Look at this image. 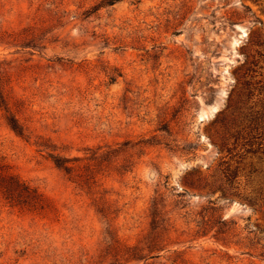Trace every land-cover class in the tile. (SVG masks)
<instances>
[{"label": "rangeland", "instance_id": "rangeland-1", "mask_svg": "<svg viewBox=\"0 0 264 264\" xmlns=\"http://www.w3.org/2000/svg\"><path fill=\"white\" fill-rule=\"evenodd\" d=\"M0 72V162L56 208L0 203V264H264V0H0Z\"/></svg>", "mask_w": 264, "mask_h": 264}, {"label": "trees", "instance_id": "trees-1", "mask_svg": "<svg viewBox=\"0 0 264 264\" xmlns=\"http://www.w3.org/2000/svg\"><path fill=\"white\" fill-rule=\"evenodd\" d=\"M111 4V3H110ZM0 72V106L6 112H9L6 117L7 124L19 136L24 135V127L19 120L10 113L8 102L3 94L2 79ZM127 143H124L126 145ZM47 148V147H46ZM53 150V149H50ZM48 157L52 160L53 164L60 169L67 178L76 184L79 189H83L86 181L95 177V168L99 164V154L96 151L91 152L87 158H80L77 156L68 157L53 151L47 152ZM110 152L107 153L105 160L109 164ZM108 158V159H107ZM86 160L85 162H83ZM108 166V165H107ZM0 203L10 208H15L22 213H32L36 216L45 218L50 214H55L56 208L53 202L48 199L37 186L32 185L30 182L22 179L18 174L11 171V169L0 162ZM152 214V227L151 230L144 236L147 248L151 250L160 249L159 242L161 240L159 229L162 228L164 220L161 217L157 203L154 202ZM141 248V247H140ZM135 250H142L143 248ZM131 255L128 258H133ZM139 258V257H135Z\"/></svg>", "mask_w": 264, "mask_h": 264}]
</instances>
